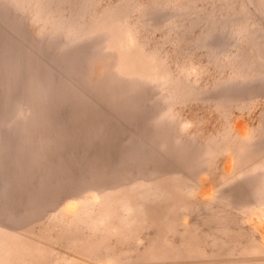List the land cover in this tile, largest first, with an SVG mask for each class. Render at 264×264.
Instances as JSON below:
<instances>
[{"label": "rangeland", "instance_id": "1", "mask_svg": "<svg viewBox=\"0 0 264 264\" xmlns=\"http://www.w3.org/2000/svg\"><path fill=\"white\" fill-rule=\"evenodd\" d=\"M0 264H264V0H0Z\"/></svg>", "mask_w": 264, "mask_h": 264}]
</instances>
